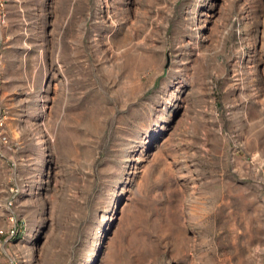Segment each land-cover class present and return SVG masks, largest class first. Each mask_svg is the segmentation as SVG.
<instances>
[{"label":"rangeland","instance_id":"rangeland-1","mask_svg":"<svg viewBox=\"0 0 264 264\" xmlns=\"http://www.w3.org/2000/svg\"><path fill=\"white\" fill-rule=\"evenodd\" d=\"M0 264H264V0H0Z\"/></svg>","mask_w":264,"mask_h":264}]
</instances>
